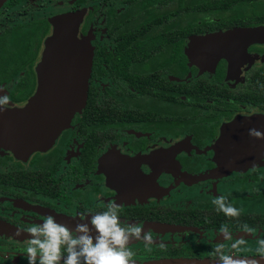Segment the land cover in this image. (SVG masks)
Here are the masks:
<instances>
[{
    "label": "flooded vegetation",
    "instance_id": "af4514ba",
    "mask_svg": "<svg viewBox=\"0 0 264 264\" xmlns=\"http://www.w3.org/2000/svg\"><path fill=\"white\" fill-rule=\"evenodd\" d=\"M78 11L93 46L85 107L43 149L0 141V264H28L27 229L46 217L75 228L110 203L122 226L152 235L147 247L130 241L135 264L220 261L218 246L264 258V156L230 167L218 151L239 140L237 153L255 154L240 147L264 117V38L238 57L235 37L207 57L201 50L204 65L191 48L195 36L264 30V0H0V115L30 102L57 17ZM220 197L240 214L218 210Z\"/></svg>",
    "mask_w": 264,
    "mask_h": 264
},
{
    "label": "water",
    "instance_id": "95a60500",
    "mask_svg": "<svg viewBox=\"0 0 264 264\" xmlns=\"http://www.w3.org/2000/svg\"><path fill=\"white\" fill-rule=\"evenodd\" d=\"M90 26V18L86 11L57 17L54 33L47 38L42 60L37 67L39 77L37 91L26 107L10 109L0 115V141L9 143L10 147L17 151L43 149L53 143L70 125L77 112L82 111L86 105L93 59ZM234 37L240 41L238 44L240 49L236 50L234 55L238 57L249 41L264 38V30L238 28L223 33L192 37L191 48L196 51L197 56L194 62L204 65L199 54L201 50L206 51L203 55L207 57V52L229 46L228 40ZM205 61L208 62L206 59ZM230 63L231 59L222 61L223 66ZM2 119H13L11 124L16 128L13 131L4 129L7 124H4ZM251 125L257 129L240 149L255 154L237 153L236 149L239 147L237 144L241 142L239 140L222 141L218 148L219 153L224 154L221 156V165L235 167L236 164L237 166L252 164L264 156V117L253 118ZM233 126L232 123L226 126L224 131L226 136H232ZM2 230L10 231L9 228ZM234 259H240L243 264H264L262 257ZM145 264H221V262L207 258H170Z\"/></svg>",
    "mask_w": 264,
    "mask_h": 264
},
{
    "label": "clouds",
    "instance_id": "9594fccd",
    "mask_svg": "<svg viewBox=\"0 0 264 264\" xmlns=\"http://www.w3.org/2000/svg\"><path fill=\"white\" fill-rule=\"evenodd\" d=\"M7 102V96L0 99V103ZM213 203L229 217L240 214L238 209L226 204L224 197L215 199ZM119 207L110 203L106 211L96 213L90 219L81 215L75 228L57 223L52 216L46 217L40 225L29 227L28 264H135V253L128 246L130 241L143 240L147 247L153 242L152 235L143 233L138 225L122 226ZM226 239H231V236L226 235ZM240 243L243 241H238L233 248ZM260 243L258 251L264 253V241ZM221 248L218 246L216 249L220 253L221 264H243L240 259L223 254Z\"/></svg>",
    "mask_w": 264,
    "mask_h": 264
},
{
    "label": "rangeland",
    "instance_id": "374dc122",
    "mask_svg": "<svg viewBox=\"0 0 264 264\" xmlns=\"http://www.w3.org/2000/svg\"><path fill=\"white\" fill-rule=\"evenodd\" d=\"M258 258V257H257Z\"/></svg>",
    "mask_w": 264,
    "mask_h": 264
}]
</instances>
